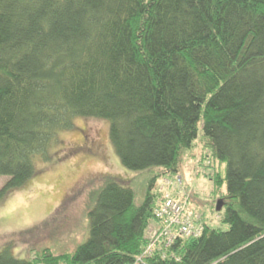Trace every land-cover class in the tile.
I'll return each mask as SVG.
<instances>
[{
	"label": "trees",
	"instance_id": "trees-1",
	"mask_svg": "<svg viewBox=\"0 0 264 264\" xmlns=\"http://www.w3.org/2000/svg\"><path fill=\"white\" fill-rule=\"evenodd\" d=\"M79 116L110 123L125 167L163 169L140 204L119 177L92 190L74 250L20 257L9 241L0 264H264V0H0V202ZM200 122L226 229L169 189ZM167 193L201 235L157 215Z\"/></svg>",
	"mask_w": 264,
	"mask_h": 264
},
{
	"label": "rangeland",
	"instance_id": "rangeland-1",
	"mask_svg": "<svg viewBox=\"0 0 264 264\" xmlns=\"http://www.w3.org/2000/svg\"><path fill=\"white\" fill-rule=\"evenodd\" d=\"M74 121L71 128L58 132L51 148L52 160L45 162L36 156V174L0 202V248L14 241V254L20 257H26L34 247H49L58 254L74 250L89 236L86 214L92 190L108 177H119L135 189L136 203L140 204L151 179L163 169L125 167L111 142L107 120L79 116ZM202 125L200 122L194 147L182 157L178 176H169V189L188 196L189 211L200 210L211 225L226 229L211 211L212 181L201 174V156L209 152L201 143ZM7 179L0 176V188ZM165 182L159 176L154 189L164 190Z\"/></svg>",
	"mask_w": 264,
	"mask_h": 264
},
{
	"label": "built area",
	"instance_id": "built-area-1",
	"mask_svg": "<svg viewBox=\"0 0 264 264\" xmlns=\"http://www.w3.org/2000/svg\"><path fill=\"white\" fill-rule=\"evenodd\" d=\"M183 206L180 202L176 201V199L172 198L170 194L165 195V200L158 208L157 215L158 216H164L168 220L172 218V221H175L176 223H179L181 227L179 228V235H182L184 237L189 236H199L201 233H203L204 227L202 225H196L190 221H184L180 219V214L182 212ZM167 231V230H166ZM170 237L169 242H172L175 238L176 232H170L168 231Z\"/></svg>",
	"mask_w": 264,
	"mask_h": 264
}]
</instances>
